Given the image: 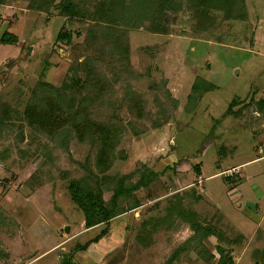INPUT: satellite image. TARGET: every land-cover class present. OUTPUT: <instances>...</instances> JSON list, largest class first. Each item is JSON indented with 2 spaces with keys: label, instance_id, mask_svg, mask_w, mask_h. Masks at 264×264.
Instances as JSON below:
<instances>
[{
  "label": "rangeland",
  "instance_id": "1",
  "mask_svg": "<svg viewBox=\"0 0 264 264\" xmlns=\"http://www.w3.org/2000/svg\"><path fill=\"white\" fill-rule=\"evenodd\" d=\"M68 1L83 17L61 13ZM104 1L0 0V264H63L106 229L73 261L264 264V52L254 27L195 0H172L161 27L151 13L136 19L151 11L143 1L131 20L122 9L105 20ZM7 33L18 43H1ZM198 80L206 86L195 93ZM46 97L65 106L52 132L26 114ZM84 99L87 121L114 130L102 171L100 141L68 120ZM141 179L109 224L86 227L73 181L112 208L119 184Z\"/></svg>",
  "mask_w": 264,
  "mask_h": 264
},
{
  "label": "trees",
  "instance_id": "2",
  "mask_svg": "<svg viewBox=\"0 0 264 264\" xmlns=\"http://www.w3.org/2000/svg\"><path fill=\"white\" fill-rule=\"evenodd\" d=\"M138 1H143V5L148 2L151 11L147 12V9H144V7H142L137 12V7H135V4ZM172 2V0H105L104 2L98 4L97 9L98 12H100V14L98 13L99 18H104L105 20L107 19V16L111 13H113L114 17L116 10L119 9L124 10L125 15L127 14V16L125 17L127 21L133 19L132 15H134V10L139 14V16H136L137 20L147 19V13H151L152 18L150 20L153 22V25L161 27L162 19L166 12L165 10L171 8L169 7V5L172 6ZM195 4L196 7L202 6L210 10L227 11L231 15L233 14V9H235V7L237 6L236 3L233 4L231 0H195V2L192 1V5ZM240 6H242V4H240ZM61 13L71 17H83V11L72 1H68L62 5ZM111 21L113 22V19H111ZM114 22H116V19ZM58 41H66L68 44H71L72 36L61 32L58 36ZM1 43H3L4 45H14L18 43V38L15 35L7 33L4 34V36L1 38ZM198 83V85L196 83L193 86V92L195 93L199 91V85L203 86V88L204 86H206V82L203 80H198ZM210 88L213 89V87L211 86ZM74 101L75 107L77 108H70L68 110V120L70 121L71 119L72 124L75 125V129L77 130V132L81 134L89 132L90 134H93L97 137L98 141H100L101 143V150L99 153L98 160L100 170L102 171L103 169L110 168L112 161V143L114 138V130L110 129L108 126L103 124L94 125L92 122L89 123L87 121L89 120L87 113L85 112L87 111V100L84 99L82 101ZM64 107L65 106L62 105L60 101L57 102L52 97H46L42 99L41 104L29 106L26 114L27 117H29L32 125L40 124V126L52 132L54 130L51 129L52 127H61V125H64L66 123L65 120L67 119H61L59 115L55 114L57 111H59V113L61 114ZM2 124L4 123L2 122V120H0V127ZM150 177L151 179H153L154 177H156V174H153L151 172ZM143 179H141L135 186H126L125 182L122 181L121 184H119V186L117 187V192L115 193L111 201V203L113 204L112 208L107 207L105 205L103 196L100 192L93 191L91 186L89 187L84 183L73 181L70 184L69 191L75 204L80 207V209L86 216V227L93 228L100 224H109L110 220H112L116 216L114 210L118 206L120 198L123 196H131L134 193V189L136 190L139 187H144L146 183L143 181ZM124 212H126V210L121 211V214ZM107 234L108 229L102 230L100 235L93 241H90L86 245H78L77 248L72 252L70 257H68L63 264H76L75 261H73L72 259V257L74 258V255L76 253L86 252L90 246L99 243L100 240H102ZM211 234L212 233L210 231H206V235L208 237Z\"/></svg>",
  "mask_w": 264,
  "mask_h": 264
},
{
  "label": "crops",
  "instance_id": "3",
  "mask_svg": "<svg viewBox=\"0 0 264 264\" xmlns=\"http://www.w3.org/2000/svg\"><path fill=\"white\" fill-rule=\"evenodd\" d=\"M233 4L236 3L233 14L231 15L227 11L210 10L223 16V20H244L247 19L249 23L254 27L256 41L255 45L258 46V51L264 52V0H231ZM242 4V6H240ZM204 9V8H203ZM240 13V16L238 15ZM214 18V17H213ZM208 23V22H206ZM261 46V47H260ZM76 264H79L75 261Z\"/></svg>",
  "mask_w": 264,
  "mask_h": 264
},
{
  "label": "water",
  "instance_id": "4",
  "mask_svg": "<svg viewBox=\"0 0 264 264\" xmlns=\"http://www.w3.org/2000/svg\"><path fill=\"white\" fill-rule=\"evenodd\" d=\"M69 230H70V229H69V227H67V228H66V230H65V231H66V233H68V232H69Z\"/></svg>",
  "mask_w": 264,
  "mask_h": 264
}]
</instances>
